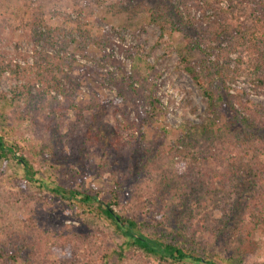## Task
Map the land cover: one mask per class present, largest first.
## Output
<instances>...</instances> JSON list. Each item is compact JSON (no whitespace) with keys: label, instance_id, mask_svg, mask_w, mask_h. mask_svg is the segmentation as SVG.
I'll return each instance as SVG.
<instances>
[{"label":"rangeland","instance_id":"1","mask_svg":"<svg viewBox=\"0 0 264 264\" xmlns=\"http://www.w3.org/2000/svg\"><path fill=\"white\" fill-rule=\"evenodd\" d=\"M160 1L178 7L184 16L196 19L201 15L186 0ZM126 6H129L127 0H0V65L32 68L31 73L22 77L15 78L9 72L0 76V119L7 124L6 129H0V134H6L4 137L9 144L14 141L21 148L15 152V159L11 156L6 162L0 159V247L10 251L20 249L17 237L28 233L31 237L28 241L29 262L34 264H59L60 255L64 253L52 247H58L65 241H71L78 248L76 261L79 264H86L89 257L94 264H103L106 258L107 264H112L114 255H109L118 250L122 239L103 222L96 224L83 217L75 220L63 217L62 201L51 193V189L66 183L58 174L66 170L71 176L72 188L90 194L97 192L99 198H108L113 178H118V175L104 166L100 145L87 142L85 152L88 159L80 163L73 153L87 137L85 122L96 112L98 117L91 129L100 128L106 134L111 129L116 130L115 124L123 120L120 111H124V107L131 109L132 99L127 98L123 102V98L118 96V83L122 87L134 83V90H138L136 98H141V93L151 94L160 109L152 113L144 108L141 113L154 116L142 130L143 147L153 150L151 158L142 160V179H155L161 187L169 183L175 170L182 172L186 190L193 186L196 191L188 214L183 216L185 220H192L186 223L187 238L198 247L201 255L214 251L227 257L230 252L223 240L225 238L219 237L217 230H206L203 220L217 224L222 216L226 218V205L235 201L233 190H226L224 194L229 195V199L223 203L221 188L202 183L201 175L192 168L188 170L186 166H180V171L177 169L180 161L191 159L194 162L193 156L200 152V147L190 142L200 138L196 126L208 116L203 92L185 73L180 60L186 49L183 37L170 31L158 42L160 31L150 22L149 7L142 4L140 9L128 11ZM23 13L28 16H22ZM57 52L67 53L77 60L76 65L64 66L63 74L55 76L62 77V80L65 75L71 79L79 78L74 104L82 106L79 108L82 113L59 107L58 103H63L61 96L53 92L44 94L40 81L35 80L34 75L40 72V66L50 63ZM196 57L203 56L197 54ZM220 63L228 70L224 74H216L217 83L223 81L230 94L241 96L242 102L249 101L264 109V90L255 93L244 76L232 74L231 71L236 69V56H224ZM104 74L118 75V79L108 84L103 81ZM47 78L49 81L52 79ZM23 86L30 88L33 98L22 99L13 95V90ZM3 96L11 103H4ZM236 107L240 108V105ZM130 111L129 118L133 119L135 111ZM21 114L25 116L21 118ZM49 125L55 126L62 142L51 144L52 135L46 132ZM182 125L191 128L190 134H187V129L183 130ZM173 146H179L180 152L176 155L170 152ZM189 154L193 155L192 158ZM20 156L33 166V180L26 179L22 166L17 162ZM94 165L98 168H93ZM82 168L89 169L88 173L84 171V176L77 174ZM23 182L27 184L23 185ZM182 192L183 187L178 186L174 193ZM127 200L121 201L124 209ZM165 200L167 202L155 208L149 207L142 214L136 213L140 219L151 223L142 228L144 235L162 236L157 223H164L162 217L166 212L168 215L165 217H169L176 196L167 194ZM111 207L114 212H121L120 208ZM222 208L223 211L225 209L223 213ZM151 217L154 218L152 222ZM32 218L36 219V227L30 223ZM246 245L244 257L235 263L264 264V228L255 232ZM26 257L27 252H23L20 264H30L25 262ZM120 264L156 262L139 253L125 251Z\"/></svg>","mask_w":264,"mask_h":264},{"label":"trees","instance_id":"2","mask_svg":"<svg viewBox=\"0 0 264 264\" xmlns=\"http://www.w3.org/2000/svg\"><path fill=\"white\" fill-rule=\"evenodd\" d=\"M186 1L201 12L199 18L184 16L178 7L160 0H127L129 6H126V10H138L142 4L149 7L147 13L150 22L160 31L158 42H161L170 31L183 37L186 49L181 53L180 60L185 73L202 90L208 116L196 126L200 131V138L190 142L193 146L200 147V152L194 156L189 154L191 158L193 156L194 162L191 159L180 161L177 169L180 171L181 167L185 166L187 169L192 168L201 175L202 183L221 188L220 191L224 195L223 203L229 199V195L224 194L226 190L230 188L233 190L232 196H235V201L233 200L231 205H226L227 217L222 216L217 224L203 220L206 230H217L218 236L225 238L223 240L228 244L230 252L227 257H222L214 251L201 255L198 247L187 238L186 223L192 220H185L183 216L188 214L196 191L193 186L186 190L187 184L182 180V172L175 170L171 179L169 178V183L161 187L155 179L153 181L142 179L140 170L143 169L144 161L152 157L153 151L143 147L142 130L152 122L151 119L154 118L152 113L160 109L156 107L158 102L151 94L148 96L141 93L140 100L136 98L138 90H134V83L127 87L115 83L118 96L123 98V102H126L127 98L132 99L130 110L136 112H134L136 117L130 119L131 111L124 107V111H120L123 120L115 124L116 130L111 129L105 134L103 129L97 128L95 131L91 129L98 117L96 112L93 118L85 122L87 137L73 153L77 163H80L88 159L85 152L87 142L100 145L104 166L118 175V178H113L108 198H99L97 192L90 194L72 188L71 176L66 170L58 173L66 183L55 185L51 189V193L62 201L63 217L74 220L83 217L96 224L103 222L111 232L122 239L118 250L109 255H114L112 264L122 263L125 251L139 253L156 264H236L235 261H241L245 255L243 249L247 246L248 239L264 228V109L250 104L249 101L242 102L241 96L230 94L224 88L223 81L217 83L215 80L216 74H224L228 70L221 65V59L233 54L236 56V69L231 71L232 74L236 77L244 76L255 93L264 90V0ZM22 16L28 14L23 13ZM31 23L32 20L29 21V24ZM33 24L38 25L35 20ZM197 54L203 57L197 58ZM76 63L77 60L67 53L57 52L50 63L40 66V72L34 77L38 83L40 81L44 94L53 92L61 96L63 103L59 102L58 106L82 113L83 111L79 109L82 106L74 104V92L80 86L79 78L71 79L69 75H65L62 80L60 79L62 77L55 76L58 73L63 74L64 66L72 67ZM18 68L20 67L13 68L1 63L0 76L9 72L11 76L18 78L32 71L29 67ZM48 76L52 78L50 81ZM102 76L103 81L108 84L118 79V75ZM13 92L17 98L34 97L30 88L27 89L25 86ZM2 101L11 103L4 96ZM237 104L240 108L236 107ZM144 108L151 110L152 113L147 116L141 115ZM24 116L21 114V118ZM0 122V129H6L7 124L1 119ZM182 128L187 129V134H190L189 126L182 125ZM46 132L52 135L50 140L52 145L57 144V141L62 142V137L56 133L55 126H47ZM4 135L6 134H0V159L6 162L10 156L15 159V152L21 148L14 141L9 144ZM170 152L178 154L179 146H173ZM17 162L22 166L26 179L33 180L35 173L29 160L20 156ZM85 166L86 164L83 168ZM83 168L77 174L84 176L86 174L84 171L89 172L88 168L87 170ZM93 168H98V165H94ZM26 184L23 182V185ZM178 186L183 187L181 194L174 193ZM167 194L176 196V203L173 209L169 210L168 218L165 217L167 212L163 215L164 223H157L162 236L144 235L142 228L150 226L151 223L140 219L138 214H142L149 207L155 208L164 201L167 202L165 200ZM123 199H128L125 209L121 203ZM111 206L120 208L121 212H114ZM221 211L223 213L225 209L223 211L222 208ZM150 219V222L154 220L153 217ZM30 223L36 227V219H30ZM29 235L25 233L17 237L21 244L20 249L10 251L0 247V263L4 261L8 262L6 264H20L23 252H27L25 262H29L28 241L31 239ZM72 246L71 241H65L58 247L55 245L52 247L53 250L58 249L59 253H64L60 255L59 264H79V261L78 263L76 261L78 248L73 246L75 250ZM106 259L103 260V264L109 262ZM38 260L40 261L39 258ZM29 263L34 264L33 261ZM86 264H94L91 257Z\"/></svg>","mask_w":264,"mask_h":264}]
</instances>
